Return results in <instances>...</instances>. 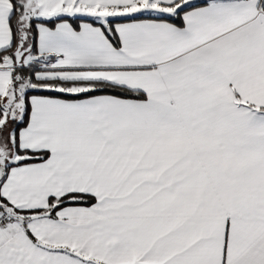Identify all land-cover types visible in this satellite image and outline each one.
Instances as JSON below:
<instances>
[{"label":"crops","instance_id":"1","mask_svg":"<svg viewBox=\"0 0 264 264\" xmlns=\"http://www.w3.org/2000/svg\"><path fill=\"white\" fill-rule=\"evenodd\" d=\"M35 1L38 19L89 20L37 23L36 56L0 57V94L6 61L30 56L52 68L38 79L142 97H30L19 145L49 157L0 184L4 207L27 212L0 229V264H264V0H205L181 26L160 17L199 0ZM12 13L0 0V51ZM70 195L93 201L54 210Z\"/></svg>","mask_w":264,"mask_h":264},{"label":"trees","instance_id":"2","mask_svg":"<svg viewBox=\"0 0 264 264\" xmlns=\"http://www.w3.org/2000/svg\"><path fill=\"white\" fill-rule=\"evenodd\" d=\"M13 5V13L10 19V24L12 26L13 32H14V41L13 45L5 49L3 51H0V57L2 55L11 54L14 55L15 50L21 41L20 39V23H27L29 26V32L26 35V38L24 41L23 49L26 50L29 54H31V57H34L37 55V47H36V24L39 22L47 23L50 26H53L58 20L62 19H68L70 20L76 27H78L80 21L82 20H89L84 19L80 17H60V18H54L50 20H41L38 19L36 14L38 12V6L35 0H10ZM178 2H183V0H180ZM207 3V1H196L195 3L186 4L185 6L179 8L177 10V13L175 16H163L160 18L168 19L171 22H174L177 25H182V13L188 9H191L196 6H200ZM149 16L147 15H138V16H131V17H121V18H115L111 20V23L115 22H121V21H129L133 19L138 18H146ZM94 23L95 20H92ZM112 24L110 26L105 27L104 29L107 32L108 37L112 42L118 46L117 38L114 34ZM47 63V61H46ZM51 67H47L42 63L38 58L32 59L26 64H23L21 68H17L14 70V80L17 76H20L21 82H30L32 84H38L39 86L34 87L32 89L27 90L24 93V106H23V113L21 118L19 119H12L11 122H6L3 126H0V129H4V131L7 132L9 136V140L13 145V158L12 160L7 164L6 173L3 178L5 179L6 175L8 174V171L13 166L17 165H24V164H32V163H38L45 161L49 157V152L47 151H30L28 149H22L19 145V135L20 131L27 126L30 112H31V105H30V97L33 95H46V96H54V97H61V98H70V99H80V98H86L90 96L95 95H104V94H111V95H118V96H127V97H142V94L140 92H137L135 90L128 89L126 87H122L119 85H115L112 83H107L104 81H85V80H61V79H38L37 73L39 72H45L51 70ZM41 86V87H40ZM74 88H83L76 89V92H72ZM70 91V93H68ZM4 104H8L7 98L5 95L0 94V121L4 117L5 107ZM3 180L1 182H3ZM0 182V184H1ZM77 199V200H76ZM93 200L88 196H78V195H70L68 197L61 198L56 203L58 204L54 210L60 206L68 205V204H89ZM6 200L0 195V205H5ZM51 203L54 204V199L51 200ZM55 203V204H56ZM27 212H19L16 214L21 218L23 214H26Z\"/></svg>","mask_w":264,"mask_h":264},{"label":"rangeland","instance_id":"3","mask_svg":"<svg viewBox=\"0 0 264 264\" xmlns=\"http://www.w3.org/2000/svg\"><path fill=\"white\" fill-rule=\"evenodd\" d=\"M145 12L150 13L151 10H146ZM112 14H114V16H117V14L122 15V13H109V12L105 13L104 12V20L107 19L108 17L113 16ZM22 24H23V22L20 23V26ZM28 32H29V30H28ZM28 61H31L30 56H28V59L25 62L23 61L22 64H26ZM9 63H10V60L9 61L7 60L5 65L3 66V69H6V71L9 72V83H8L7 87H5V89L3 90V93H2L6 96L7 102H8V104H4V107H5L4 117L0 121V126H3V127L7 121H9V123H10L13 118L14 119L21 118L23 110H24L23 109L24 93L29 89H32L36 86L37 87L39 86L38 84L34 85L28 81L21 82V78H20V76H17V74H16V78L14 80V76H15L14 69L10 68V65H8ZM22 64L18 62L16 64L17 65L16 67L21 68L23 66ZM2 131L9 138L7 132L9 133L10 130L4 131V129H2Z\"/></svg>","mask_w":264,"mask_h":264},{"label":"water","instance_id":"4","mask_svg":"<svg viewBox=\"0 0 264 264\" xmlns=\"http://www.w3.org/2000/svg\"><path fill=\"white\" fill-rule=\"evenodd\" d=\"M24 46V41H20L15 53L19 56L22 54ZM13 156V148L12 144L9 141V138L7 137L6 134L3 133L2 130H0V182L3 180L5 173H6V168L7 164L12 160ZM3 206L0 205V209H2Z\"/></svg>","mask_w":264,"mask_h":264},{"label":"built area","instance_id":"5","mask_svg":"<svg viewBox=\"0 0 264 264\" xmlns=\"http://www.w3.org/2000/svg\"><path fill=\"white\" fill-rule=\"evenodd\" d=\"M19 220V216L9 207L0 209V229L11 227Z\"/></svg>","mask_w":264,"mask_h":264}]
</instances>
